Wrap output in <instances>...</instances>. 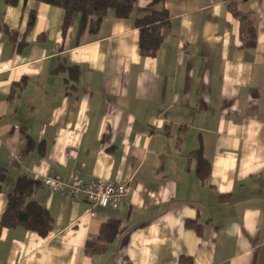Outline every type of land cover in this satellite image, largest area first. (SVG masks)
Instances as JSON below:
<instances>
[{
  "label": "crops",
  "instance_id": "crops-1",
  "mask_svg": "<svg viewBox=\"0 0 264 264\" xmlns=\"http://www.w3.org/2000/svg\"><path fill=\"white\" fill-rule=\"evenodd\" d=\"M232 2L256 23L253 48ZM162 7L170 34L144 57L134 20L151 12L147 2L129 19L109 11L78 37L77 24L62 34L59 8L0 0V218L14 183L28 178L53 222L44 238L3 230L0 264H264V0ZM196 151L210 166L204 181ZM49 174L129 182L132 192L92 218L82 195L42 185ZM107 221L118 224L114 241L86 255Z\"/></svg>",
  "mask_w": 264,
  "mask_h": 264
},
{
  "label": "trees",
  "instance_id": "trees-1",
  "mask_svg": "<svg viewBox=\"0 0 264 264\" xmlns=\"http://www.w3.org/2000/svg\"><path fill=\"white\" fill-rule=\"evenodd\" d=\"M19 1H32L36 4H45L62 10L63 18L61 30L64 35L77 24L78 37L83 34L97 32L102 19L112 11L118 19H129L133 16L139 2H147L152 8L145 16L134 20L138 30V50L144 57H155L159 49L170 34L168 14L163 9L164 0H4L7 6L15 7ZM158 8V9H157ZM228 9L239 23L240 38L246 48H253L256 44L257 28L252 16L239 10L236 3L228 4ZM35 11L28 15L27 31L33 26ZM74 70L76 68H67ZM195 161V172L200 180L204 181L210 173L208 162L200 151L191 153ZM3 177L0 175V188ZM39 183L28 178H18L13 185V192L8 196L5 211L0 218V236L3 230L23 228L44 238L52 230L53 222L48 212L36 202L32 196ZM185 228L201 236L203 228L196 221H187ZM118 233V224L115 221L105 222L99 231L96 240L87 242L85 253L88 256L101 255L106 252ZM177 264H194L193 259L180 256Z\"/></svg>",
  "mask_w": 264,
  "mask_h": 264
},
{
  "label": "built area",
  "instance_id": "built-area-1",
  "mask_svg": "<svg viewBox=\"0 0 264 264\" xmlns=\"http://www.w3.org/2000/svg\"><path fill=\"white\" fill-rule=\"evenodd\" d=\"M41 183L48 190L68 198L82 195L87 204V214L92 218L96 216V208L117 210L132 192L129 182H111L108 179L84 182L79 174L72 175L67 181L49 174L42 178Z\"/></svg>",
  "mask_w": 264,
  "mask_h": 264
}]
</instances>
